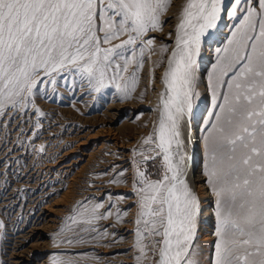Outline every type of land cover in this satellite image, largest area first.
Returning <instances> with one entry per match:
<instances>
[{
	"label": "snow or ice",
	"instance_id": "snow-or-ice-1",
	"mask_svg": "<svg viewBox=\"0 0 264 264\" xmlns=\"http://www.w3.org/2000/svg\"><path fill=\"white\" fill-rule=\"evenodd\" d=\"M172 6L173 0H0V128L15 123L24 135L32 116H44L37 97H55L62 85L97 93L112 86L130 99L145 52L158 54V119L133 150L140 157L132 182L137 264H264V0H183L167 34L173 42L157 50L149 33L163 32ZM221 26L230 30L205 82L202 46ZM201 99L211 109L203 175L215 218L206 262L199 245L205 209L188 180L189 125ZM111 207L80 204L69 219L90 226L83 231L100 241L109 232L95 222L112 217ZM126 215L117 211L116 224Z\"/></svg>",
	"mask_w": 264,
	"mask_h": 264
},
{
	"label": "rangeland",
	"instance_id": "rangeland-1",
	"mask_svg": "<svg viewBox=\"0 0 264 264\" xmlns=\"http://www.w3.org/2000/svg\"><path fill=\"white\" fill-rule=\"evenodd\" d=\"M175 1H179L180 4L178 3L175 9H170L166 15L168 19L173 18V12L177 13L183 2V0ZM175 1L173 0V3ZM224 29L221 26L218 32H214L213 39L207 41V43H212H205L203 46L205 48H202L200 60L203 59L205 62L200 61V64L202 63L201 70L205 73V81L206 73L211 69V64L215 60V50L226 42L225 39L215 41L217 35L226 38L227 33H222ZM169 31L171 30H167ZM153 68L148 64V52L146 51L144 67L138 74L139 83L130 99L122 100L120 94L112 86L105 87L97 93L90 91L86 85L72 90L65 89L62 85L59 94L55 97L52 95L47 98L37 97L36 103L44 112V116L39 118L32 116L28 125L22 129L24 135L16 130L15 123L10 128H0V264H15L13 263L15 261L14 252L24 251V249L30 252L29 262L31 264L40 262L54 264V261L57 264H137L135 257L138 252L134 247L135 225L133 223L137 209L132 182L135 173L133 161L139 160L140 157H134L133 150L141 147L142 138L152 132L153 125L158 119L159 98L153 101L150 94L152 90L150 85H153L155 81H153ZM157 70L158 68L155 69L154 76ZM158 82L160 83V80ZM160 90L162 91L161 87L158 93L161 92ZM148 102L153 106H147ZM118 104L123 107L110 126L118 131L122 143L126 144L129 163L124 166L121 163L107 164V158L112 151L103 149L101 152L104 153L100 152L95 155L91 162L83 161L74 166L76 170L63 172L60 169L63 163H69L72 158L78 156L79 152L75 150L77 144L84 137L95 134L106 127L107 120L110 118L109 113H112L113 106ZM152 111L155 112H153L154 115L157 114L155 118L152 117ZM209 111H211L209 102L201 99L196 113L199 126L203 124L200 131L202 140L205 134L204 122L208 119ZM37 120H39V128L34 127ZM20 123L23 124V121ZM76 139H79V142ZM42 145L45 148L43 153L39 151ZM197 149L199 150V146ZM198 157V166L203 168V153ZM81 164L85 165L76 172ZM149 170L154 171L151 168ZM120 172H124V175L118 176ZM73 176L77 180L69 186V177ZM114 178L117 179L115 184L111 183ZM117 196H124L125 199H116ZM97 203L104 204V208L100 210L102 212L109 210L111 205H115L111 207L112 217L95 222L98 229L101 231L107 229L109 232V236L100 241L91 240V235L96 233L83 231L84 228L90 226L75 224L69 219L71 216H78L76 209L80 204H85L90 209ZM53 210H56L55 213ZM80 211L84 209L81 208ZM117 211L127 212V217L124 216L121 225L116 224L115 221ZM47 214L55 221L49 222ZM123 225H126V230L132 234L131 238L127 236L128 233L124 234ZM62 228L63 233H61ZM80 238L88 242L78 243ZM69 239L73 242L68 243ZM142 264H149V262L145 260Z\"/></svg>",
	"mask_w": 264,
	"mask_h": 264
},
{
	"label": "bare ground",
	"instance_id": "bare-ground-1",
	"mask_svg": "<svg viewBox=\"0 0 264 264\" xmlns=\"http://www.w3.org/2000/svg\"><path fill=\"white\" fill-rule=\"evenodd\" d=\"M175 1V0H174ZM179 3V1H175L172 6V9L177 6V4ZM180 4V3H179ZM174 14L176 13V11L173 12ZM173 14V18L172 19H168L165 16V20L168 21L167 23H165L164 25V29L163 32H155V33H150L149 35L151 36H155L157 38V43H156V48L157 50L159 49L160 44H171L173 41L169 40L167 37V30H173L175 23H176V17ZM168 15V14H167ZM230 29L225 28L224 31L222 32L223 34H228ZM219 39H225V37H220L217 35L216 40L215 41H219ZM226 40V39H225ZM212 42H206V44H209ZM215 43V42H214ZM204 46V45H203ZM202 48H205L203 47ZM208 47V45H207ZM208 49V48H207ZM158 54H153L151 55V57L149 58V53H148V64L151 68L154 67V62L158 61L160 59L159 55L156 56ZM147 58V57H146ZM200 61H203V59H201ZM205 62V61H203ZM202 65V63H201ZM203 68V67H202ZM152 71V70H151ZM155 73V72H154ZM152 75V73H151ZM162 75V68H158V70L156 71V75H155V81L153 82V85H150L152 87V90L149 92L151 94L152 100H156L157 98H159L158 96V91L160 89V87L162 88L161 83H159L158 81L160 80V76ZM152 78V77H151ZM206 82V81H205ZM149 86V87H150ZM150 87V88H151ZM150 90V89H149ZM148 90V91H149ZM163 90V89H162ZM204 84L202 83L200 85V91L202 92L201 94H204ZM161 91V90H160ZM84 92V91H82ZM118 96V95H117ZM150 97V98H151ZM117 98V97H116ZM149 98V99H150ZM151 100V101H152ZM205 100V99H204ZM45 101V100H44ZM113 101V100H112ZM150 101V100H149ZM126 102V101H125ZM114 103V102H113ZM116 103V102H115ZM159 103V102H158ZM147 106H153L152 103H147ZM108 106V105H107ZM112 106V105H111ZM49 107V106H48ZM113 111L110 114V118L107 120V125H105L106 127L98 130V132H96L95 134L92 135H86L87 137H84V139L82 141H77L79 142L75 148L76 151L79 152L78 156H75L74 158H70V162L69 163H63V165L60 167V169L63 172H67L70 171L71 169H74V166L78 165L79 163L83 162V161H90L94 158L95 155L99 154L103 149H106L105 151H112V153H109V157L107 158V164L108 163H121V165H125L128 164L129 161V155L128 153H126V144L122 143V140L119 138V134L118 131L114 128H112L110 125H112L115 121V117L116 115L119 114L120 110L122 109V105L118 104L113 106ZM110 109V108H109ZM111 110V109H110ZM154 110V109H153ZM47 111V109H46ZM49 112V111H48ZM154 111H152V117L155 118L157 114H153ZM155 113V112H154ZM50 114V113H49ZM106 114V113H105ZM108 115V114H107ZM198 114L196 113V117L193 120V122L189 125L190 131H191V136H192V141L193 144L189 145L188 148V152L189 155L191 157V159L188 162V180L191 183L192 187L194 188V190L200 195L201 201H202V207L205 209V211L203 212V215L201 217V225H200V233H199V245L200 248L203 252V257L202 260L203 261H207L211 252V244L214 241L215 237H214V228H215V218H214V200L213 197L211 196V194L209 193L204 181H205V177L203 175V168L198 166V161L199 158L198 155H201V153H203V140L201 139V127L203 126H199V123L197 120L198 118ZM83 119V118H82ZM157 119V118H156ZM73 120V119H72ZM207 120V119H206ZM63 123V122H62ZM72 124V123H71ZM28 125V124H27ZM63 127V126H62ZM29 128V127H28ZM34 128V127H33ZM57 128V127H56ZM76 128V127H75ZM2 129V128H1ZM48 131V130H47ZM153 131V130H152ZM50 132V130H49ZM48 132V133H49ZM29 133V132H28ZM124 133V132H123ZM30 134V133H29ZM78 134V133H77ZM88 134V133H87ZM85 135V134H84ZM49 136V134H48ZM51 136V135H50ZM80 136V135H79ZM126 136V135H125ZM72 137V135H71ZM81 137V136H80ZM101 137L99 140H97L96 138ZM48 138V137H47ZM65 138V137H64ZM1 139V138H0ZM49 139V138H48ZM68 139V138H67ZM91 139H96V140H91ZM59 140V139H58ZM121 140V141H120ZM44 143V142H43ZM130 144V143H128ZM17 145V144H16ZM76 145V144H75ZM53 146V145H52ZM128 146V145H127ZM199 146V150L197 149V147ZM37 147V146H36ZM74 148V147H73ZM71 151V149L69 150V152ZM117 152V153H115ZM48 153V152H47ZM102 153V152H101ZM104 153V152H103ZM102 153V154H103ZM15 154V153H14ZM132 154V153H131ZM23 155V154H22ZM39 155V154H38ZM64 155V154H63ZM116 155V156H115ZM10 157V156H9ZM64 157V156H63ZM67 157V156H66ZM97 157V156H96ZM16 159V158H15ZM54 160V159H53ZM62 160V158H61ZM68 162V161H67ZM52 163V162H51ZM85 163V162H84ZM48 164V163H47ZM62 164V163H61ZM86 164V163H85ZM85 164H81V167L78 168L79 170H77L76 172L80 171L83 166ZM54 165V164H53ZM97 166V165H96ZM203 166V165H202ZM43 167V166H41ZM36 168V167H35ZM40 168V167H39ZM85 168V167H84ZM6 170V169H5ZM76 170V167L75 169ZM84 170V169H83ZM48 171V170H47ZM46 171V172H47ZM41 172V171H40ZM59 172V171H58ZM82 172V171H81ZM46 174V173H45ZM63 174V173H62ZM76 174V173H75ZM21 175V174H20ZM81 175V174H80ZM79 176V174H78ZM7 177V176H6ZM29 177V176H28ZM75 176L73 177H69L70 181H69V186L73 184V181L77 180L74 179ZM81 177V176H79ZM29 179V178H28ZM46 179V178H45ZM80 179V178H79ZM89 179V178H87ZM38 181V180H37ZM48 181V180H46ZM45 181V182H46ZM100 181V180H99ZM81 182V181H80ZM1 184V183H0ZM83 185V184H82ZM101 185V184H99ZM51 186V185H50ZM68 186V187H69ZM98 186V185H97ZM90 187V186H89ZM94 187V186H93ZM71 188V187H70ZM66 189V188H65ZM76 190V189H75ZM96 190V189H95ZM99 191V190H98ZM31 192V191H30ZM16 193V192H15ZM41 195V194H40ZM44 195V194H42ZM48 195V194H47ZM85 195V194H84ZM11 197V195L9 196ZM41 197V196H40ZM77 197V196H76ZM36 198V197H35ZM10 200V198H9ZM12 200V199H11ZM36 200V199H35ZM38 206V205H37ZM15 207V206H14ZM44 209V208H43ZM56 209V208H55ZM60 209V208H59ZM50 210V209H49ZM2 211V210H1ZM47 211V210H46ZM54 211V210H53ZM56 211V210H55ZM54 211V213H55ZM1 216V215H0ZM52 216V215H51ZM46 217H49V219H47L49 222H54L55 219L51 218L49 214L46 215ZM127 217V216H126ZM125 217V218H126ZM45 220V219H44ZM14 221V220H13ZM6 222V221H5ZM16 222V221H15ZM27 222V221H26ZM19 223V222H18ZM46 223H48L46 221ZM11 224V223H10ZM28 224V223H27ZM50 224V223H49ZM53 224V223H52ZM45 225V223H44ZM48 225V224H47ZM46 225V226H47ZM121 225V224H120ZM9 226V225H8ZM35 226V225H34ZM114 226V225H113ZM122 227V226H121ZM120 227V228H121ZM123 227L125 228L124 234H127V236L129 238L132 237V234H130L128 232V230H126V225H123ZM123 229V228H122ZM128 229V227H127ZM46 230V229H45ZM40 233V232H39ZM22 234V233H21ZM26 234V233H25ZM40 235V234H38ZM37 235V237H38ZM2 236V235H1ZM17 236V235H16ZM20 236V234H19ZM18 236V237H19ZM23 236V235H22ZM28 236V235H27ZM24 237V236H23ZM26 237V236H25ZM24 237V238H25ZM27 238V237H26ZM3 239V238H2ZM15 239V238H13ZM28 239V238H27ZM41 239V238H40ZM19 240V239H18ZM24 240V239H23ZM26 240V239H25ZM21 241V240H20ZM19 241V242H20ZM129 241V240H128ZM18 242V241H17ZM21 243V242H20ZM18 244V243H17ZM16 244V246H17ZM22 244V243H21ZM25 244V242H24ZM37 244V243H35ZM13 245V244H12ZM29 245V244H28ZM19 246V245H18ZM126 246V245H125ZM3 247V246H2ZM14 248V247H13ZM34 249V247H32ZM36 248V246H35ZM28 249V248H27ZM30 249V247H29ZM16 250V249H15ZM20 250V249H19ZM32 251V250H31ZM14 252V251H13ZM11 257V256H10ZM31 255L29 251H18V252H14V259L15 261L13 263L15 264H31L30 261ZM11 261V260H10ZM108 262V261H107ZM111 262V261H110ZM39 264H43L42 262H40Z\"/></svg>",
	"mask_w": 264,
	"mask_h": 264
}]
</instances>
